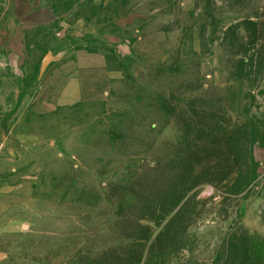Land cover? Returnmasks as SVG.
Returning a JSON list of instances; mask_svg holds the SVG:
<instances>
[{
    "label": "rangeland",
    "instance_id": "rangeland-1",
    "mask_svg": "<svg viewBox=\"0 0 264 264\" xmlns=\"http://www.w3.org/2000/svg\"><path fill=\"white\" fill-rule=\"evenodd\" d=\"M47 1L21 97L107 73L1 123L0 264H264V0Z\"/></svg>",
    "mask_w": 264,
    "mask_h": 264
},
{
    "label": "crops",
    "instance_id": "crops-1",
    "mask_svg": "<svg viewBox=\"0 0 264 264\" xmlns=\"http://www.w3.org/2000/svg\"><path fill=\"white\" fill-rule=\"evenodd\" d=\"M48 2L47 0H0V74L2 73L0 125L5 118L10 119L13 114V123L9 121L11 133L16 131L17 113L46 117L49 113L62 110L65 105L78 104L83 98L84 73L88 71L107 73L105 54L77 49L71 54L65 67L62 66L60 70L52 69L53 73L49 78L47 76L45 78L44 75L53 59H45L38 79L40 82L38 90L34 94L21 97V81L17 80V73H20V69L26 65V56L29 55L27 41L37 29L59 18L53 9L54 6ZM3 72L9 73L7 78ZM26 134L23 132L19 135Z\"/></svg>",
    "mask_w": 264,
    "mask_h": 264
}]
</instances>
